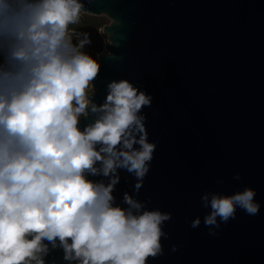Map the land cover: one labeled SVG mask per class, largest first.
I'll return each mask as SVG.
<instances>
[{
  "label": "clouds",
  "instance_id": "obj_1",
  "mask_svg": "<svg viewBox=\"0 0 264 264\" xmlns=\"http://www.w3.org/2000/svg\"><path fill=\"white\" fill-rule=\"evenodd\" d=\"M83 7L81 0H0V264H45L49 245L68 264H147L163 254L171 214L128 193L122 207L113 196L118 170L136 177L137 191L149 172L156 145L141 113L152 98L121 79L107 84L102 104L93 102L101 65L84 51L89 35L70 31ZM106 42L119 46L110 34ZM255 196L250 187L205 192L210 234L238 208L258 214ZM200 224L197 217L191 227Z\"/></svg>",
  "mask_w": 264,
  "mask_h": 264
},
{
  "label": "water",
  "instance_id": "obj_2",
  "mask_svg": "<svg viewBox=\"0 0 264 264\" xmlns=\"http://www.w3.org/2000/svg\"><path fill=\"white\" fill-rule=\"evenodd\" d=\"M81 3V14L110 20L102 35L119 44L98 55L93 102L102 104L107 84L121 79L152 98L141 113L156 145L149 172L137 191L136 177L118 170L113 192L122 207L128 193L149 210L171 214L163 254L147 264H264V0ZM93 120L82 117L79 126ZM247 187L256 192L259 213L238 208L210 234L201 196ZM197 217L201 224L193 228ZM49 247L45 264H68L61 248Z\"/></svg>",
  "mask_w": 264,
  "mask_h": 264
},
{
  "label": "trees",
  "instance_id": "obj_3",
  "mask_svg": "<svg viewBox=\"0 0 264 264\" xmlns=\"http://www.w3.org/2000/svg\"><path fill=\"white\" fill-rule=\"evenodd\" d=\"M103 27V22L100 21L95 16H89L87 14H82L80 16V21L76 25H72L71 28H76L88 33L91 40V51L92 56L96 57L99 53L101 45V29ZM93 38H96V41H93Z\"/></svg>",
  "mask_w": 264,
  "mask_h": 264
},
{
  "label": "rangeland",
  "instance_id": "obj_4",
  "mask_svg": "<svg viewBox=\"0 0 264 264\" xmlns=\"http://www.w3.org/2000/svg\"><path fill=\"white\" fill-rule=\"evenodd\" d=\"M82 15V14H81ZM90 16V15H89ZM96 17V16H95ZM100 21L103 22V26L104 25H108L110 23V20L108 18H106L105 16H99L97 17ZM101 31V30H100ZM93 41L95 42L96 41V38H93ZM101 49L99 51V53L96 55V58L99 54H102V53H105V46L107 45V42H106V37L102 35V32H101Z\"/></svg>",
  "mask_w": 264,
  "mask_h": 264
},
{
  "label": "built area",
  "instance_id": "obj_5",
  "mask_svg": "<svg viewBox=\"0 0 264 264\" xmlns=\"http://www.w3.org/2000/svg\"><path fill=\"white\" fill-rule=\"evenodd\" d=\"M70 31L72 32H76V33H86L82 30H79V29H76V28H70ZM88 34V33H87ZM74 40H75V37H74ZM85 52H87L88 54L92 55V51H91V43L89 45H86L85 49H84ZM96 58V57H94ZM97 59H98V56H97Z\"/></svg>",
  "mask_w": 264,
  "mask_h": 264
}]
</instances>
